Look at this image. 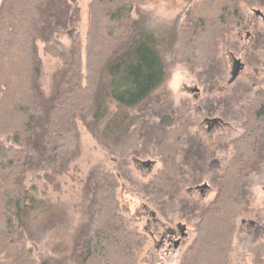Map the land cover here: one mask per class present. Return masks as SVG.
Returning <instances> with one entry per match:
<instances>
[{"label":"trees","instance_id":"16d2710c","mask_svg":"<svg viewBox=\"0 0 264 264\" xmlns=\"http://www.w3.org/2000/svg\"><path fill=\"white\" fill-rule=\"evenodd\" d=\"M137 1L90 0L85 37L76 32L71 60L54 73L52 93L46 96L38 41L60 55L54 35L71 30L78 14L70 13L66 0H1L0 136L9 142L0 141V264H50L37 261L23 241L24 233L31 237L52 226L55 214L26 178L68 163L76 149L75 119L80 117L99 140L123 137V158L135 152L145 126L129 129L128 110L142 106L164 84L170 59L209 66L221 41L242 23L246 0H196L177 28L160 33L134 20ZM111 102L118 107L115 112ZM245 116L244 132L230 142L232 153L216 176L215 197L201 210L179 264L229 262L237 218L249 203L247 178L259 168L264 77ZM186 136L187 122L157 141L164 165L146 184V195L160 201L170 194L182 172L178 156ZM94 180L91 220L75 242L78 264H136L135 250L145 237L129 229L120 213L117 176L97 170Z\"/></svg>","mask_w":264,"mask_h":264},{"label":"rangeland","instance_id":"374dc122","mask_svg":"<svg viewBox=\"0 0 264 264\" xmlns=\"http://www.w3.org/2000/svg\"><path fill=\"white\" fill-rule=\"evenodd\" d=\"M66 1L70 13L78 14V19L70 25L74 26L71 30L54 35L62 53L51 54L38 41L42 60L40 83L46 96L52 93L54 73L71 60L76 32L85 37L90 0ZM195 1L139 0L134 4L133 18L155 33L171 30L184 20ZM241 11L242 23L221 41L209 66L192 67L170 59L164 84L142 106L128 110L129 129L141 123L145 126V135L135 152L123 158L120 156L123 137L99 140L77 117L76 149L68 163L60 170L47 168L27 175L26 185L55 210L52 226L34 232L31 237L22 235L37 261L78 264L75 242L91 220L94 173L107 170L117 176L120 213L129 229L145 237L135 250L136 264L180 263L195 237L201 210L215 197L216 176L232 153L230 142L244 132L247 107L264 77V0H246L241 3ZM234 56L241 64L231 81ZM117 108L115 102L110 103L111 112ZM211 118L221 121L210 124L206 119ZM186 122V144L178 156L182 172L170 194L158 201L145 191L146 184L164 165L156 143L166 130ZM0 141L8 143L9 139L0 136ZM147 160L155 164L139 162ZM257 160L259 168L247 178L249 203L237 218L227 264H264V133L259 139ZM205 182L210 189L203 188L204 192L193 189ZM179 222L186 226L188 237L177 249L172 246L160 249L156 239L170 226L177 229Z\"/></svg>","mask_w":264,"mask_h":264},{"label":"flooded vegetation","instance_id":"af4514ba","mask_svg":"<svg viewBox=\"0 0 264 264\" xmlns=\"http://www.w3.org/2000/svg\"><path fill=\"white\" fill-rule=\"evenodd\" d=\"M259 14H261V12H258ZM234 58V70L232 72L233 76L231 78V81H233L236 76H237V69L235 68L236 66V61L237 59ZM240 60V59H239ZM207 122H209L210 124H215L221 121L220 118H211V119H206ZM149 161V162H148ZM141 163H143L144 165H153L155 164V161H151V160H147V161H139ZM200 189L202 192H204L203 188H208L210 189V186L205 182L202 185L196 184L193 189ZM180 224V222L178 224H176L177 229H175L174 227H168L166 228L159 236L158 239H156L158 241L159 244V248L161 249L163 246H168V247H174L175 249L179 248L184 240L188 237V232L187 230H185V232H181L178 225ZM152 237L153 233L151 234Z\"/></svg>","mask_w":264,"mask_h":264},{"label":"water","instance_id":"95a60500","mask_svg":"<svg viewBox=\"0 0 264 264\" xmlns=\"http://www.w3.org/2000/svg\"><path fill=\"white\" fill-rule=\"evenodd\" d=\"M240 64H241V63H240V60L237 59L235 68L238 69V67H239ZM148 162H149V161H148ZM178 227H179V229H180L181 232H185V230H186V226H185L184 224H181V223H180V224L178 225Z\"/></svg>","mask_w":264,"mask_h":264}]
</instances>
